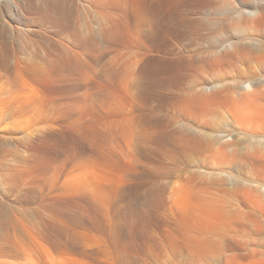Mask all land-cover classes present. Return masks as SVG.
<instances>
[{
	"label": "rangeland",
	"instance_id": "rangeland-1",
	"mask_svg": "<svg viewBox=\"0 0 264 264\" xmlns=\"http://www.w3.org/2000/svg\"><path fill=\"white\" fill-rule=\"evenodd\" d=\"M227 2L166 4L162 36L139 37L160 64L148 82L132 64L138 49L129 41L138 37H49L53 18L48 8L41 13L48 11L41 0L39 10L14 17L17 31L2 25L3 50L45 70L50 84L20 78V96L33 101L14 106L0 72V264H264V203L243 190L264 181V159L252 144L251 110L237 100L248 89L246 82L237 87L241 76L264 66V37H236L235 5ZM81 13L82 31L91 15ZM231 40L247 48L243 59L228 55L232 48L224 53ZM69 53L87 75L57 64ZM224 84L233 89L221 94L227 104L186 109L181 101Z\"/></svg>",
	"mask_w": 264,
	"mask_h": 264
},
{
	"label": "bare ground",
	"instance_id": "bare-ground-1",
	"mask_svg": "<svg viewBox=\"0 0 264 264\" xmlns=\"http://www.w3.org/2000/svg\"><path fill=\"white\" fill-rule=\"evenodd\" d=\"M43 2V5L46 6V10H51V13L52 14L50 16V20H52L53 18V23L52 25L54 26L53 27V30L50 31V33H48L49 37H161L162 36V33H163V27H164V22L165 21V6L166 4H178V1L179 0H41ZM234 1V0H233ZM232 0H228V2H232L228 5L232 6L235 5L234 7V12L235 15H232V16H235V18L231 17L233 20H236V27L239 28L237 30H239L238 33H236V37H254V36H262L264 37V0H237L236 4L235 2H233ZM37 0H0V33H2V25L5 24L6 26H9L11 27L14 31H17V25H15L14 23H16L14 17L17 16V15H22V16H26V9L30 8L33 10L35 9L37 6L36 4ZM227 2V3H228ZM40 3V2H39ZM46 4V5H45ZM168 7V6H167ZM231 7V8H232ZM48 8V9H47ZM30 9V10H31ZM37 10H39L38 8H36ZM42 9V7H41ZM29 10V9H28ZM29 10V11H30ZM46 11V13H43L42 11L44 10H40L42 14H48ZM172 10V9H171ZM174 10V8H173ZM83 12L84 13H89L91 15V20L88 16V19L89 21H87V18H86V21L84 23L83 19H80V21L82 20L83 21V29L82 31L80 30V28L78 27V21H79V14L81 15ZM175 12V11H174ZM34 13V12H32ZM31 14V11L30 13ZM28 14V15H29ZM173 15V14H172ZM21 16V17H22ZM33 16V15H31ZM48 16V15H47ZM83 16V15H82ZM82 16L80 18H82ZM84 16H86L84 14ZM38 17V16H37ZM42 17V16H41ZM40 18V17H39ZM44 18H45V15H44ZM48 18V17H47ZM46 18V19H47ZM26 19V18H25ZM170 19V18H169ZM29 20V19H27ZM33 20V19H32ZM41 20V19H40ZM43 20V19H42ZM35 21V20H34ZM48 21V19L46 20ZM81 21V22H82ZM49 22H52V21H49ZM49 22H48V25H49ZM42 23V22H40ZM234 23V22H233ZM37 24V23H36ZM39 24V22H38ZM47 25L48 29H49V26ZM51 26V24H50ZM52 27V26H51ZM20 29V27H19ZM34 29V28H33ZM46 29V30H48ZM45 30V29H44ZM50 30V29H49ZM26 31V30H25ZM28 31V29H27ZM225 31V30H224ZM46 32V31H44ZM44 32L42 31V33L44 34ZM48 32V31H47ZM17 33V32H15ZM39 33V32H38ZM41 33V32H40ZM82 33H84L82 35ZM253 33V34H252ZM30 34V33H29ZM46 35V34H45ZM47 35V37H48ZM1 36V35H0ZM30 37V36H29ZM231 37H234V35H231ZM130 38V40H131ZM77 39V38H76ZM116 39V38H115ZM75 40V39H74ZM82 40V39H81ZM112 40V38H111ZM117 40V39H116ZM116 40H114L113 38V41L115 42ZM120 40V39H119ZM117 40V41H119ZM128 40V39H127ZM134 41H136L137 39L136 38H133ZM133 40L129 41V43L131 42L132 46H134V48H137L138 51H136L135 55L133 54V52H131L133 54L134 59V62H132V64L134 63H137L134 65V68L135 66H140L141 67V70H142V74H143V78L145 79V81H147L146 79H149L150 78V75H154L155 73L159 72L158 70H156V68H159L160 64H158V62H155L154 59L155 57L152 56L151 54H148V50L145 48L147 47L145 45V43H143L142 47L140 46L142 43L140 40L142 39H139L137 40V44L136 42H134ZM144 40V39H143ZM89 41V40H88ZM93 41V40H92ZM116 41V42H117ZM140 41V42H139ZM232 41V40H231ZM246 41V40H245ZM97 42V40L95 41ZM99 42V41H98ZM119 42H122L121 40ZM118 42V44H119ZM126 42V41H125ZM123 42V44L125 43ZM134 42V43H132ZM139 42V43H138ZM232 42H235V41H232ZM248 42V41H247ZM113 43V42H111ZM127 43V42H126ZM244 43V42H243ZM246 43V42H245ZM98 44V43H97ZM96 44V45H97ZM101 44V42H100ZM109 44V43H108ZM130 44V45H131ZM241 44V43H240ZM249 44V43H248ZM255 44V43H254ZM79 45V42L78 44ZM88 45V44H87ZM110 45V44H109ZM108 45V47H109ZM113 45V44H111ZM117 45V44H116ZM122 45V44H121ZM128 45V43H127ZM127 46V47H130ZM230 47L227 48L225 45V52L226 53L228 49L232 48V52L229 53L228 55H232L234 54L235 56L238 55L242 57L243 59V54L246 52V47L243 45H239L238 42H235V43H231L229 44ZM246 45V44H245ZM249 45H252V44H249ZM248 45V46H249ZM83 46V45H82ZM93 46V45H91ZM102 46V45H101ZM114 46V45H113ZM119 46V45H118ZM125 46V45H123ZM145 46V48H143ZM255 46V45H253ZM258 46V45H257ZM5 47V46H4ZM46 47V46H45ZM69 47V46H67ZM72 47V46H71ZM80 47V45H79ZM94 47V46H93ZM105 47V46H104ZM107 47V46H106ZM87 48V47H86ZM100 48V47H99ZM110 48L112 49V47L110 46ZM250 48V47H248ZM43 49V48H42ZM48 49V48H46ZM72 49V48H71ZM91 49V48H90ZM89 49V50H90ZM128 49V48H127ZM223 49V48H222ZM8 50V49H7ZM68 50V49H67ZM73 50V49H72ZM76 50V49H75ZM88 50V49H87ZM97 50V49H96ZM120 50L119 49V52L120 53ZM123 50V48H122ZM125 50V49H124ZM123 50V51H124ZM145 50V51H144ZM45 51V50H43ZM91 51V50H90ZM101 51V49H100ZM217 51V50H215ZM214 50H212V52H210V55L214 52ZM231 51V50H230ZM248 51V50H247ZM10 52V51H9ZM49 51L45 52L46 54L45 55H50V52L48 53ZM76 52V51H74ZM85 52H87L85 50ZM95 52V51H94ZM122 52V51H121ZM125 52V51H124ZM13 53V52H12ZM10 53V54H12ZM48 53V54H47ZM81 53V52H80ZM83 53V52H82ZM98 53V52H96ZM95 53V54H96ZM126 53V52H125ZM128 53V52H127ZM223 53V52H222ZM228 53V52H227ZM8 51L7 53L5 52V50H3V45L0 44V72L2 73L3 72V75H5L4 77H6L9 82H10V90H11V102L12 104L15 106L19 101H23L22 103H27L29 104V101L32 102L33 100H27L25 97H22L20 96V92H19V85L20 83L18 82L19 79L21 78L23 81L27 80L28 78H35V79H39L41 78L42 81L44 82H49L48 79L49 77H44V71H37V70H32L34 69L33 67L31 69H29L30 67L29 66H25L27 65L25 63V65H22L16 57L15 55L14 56H11ZM52 54V53H51ZM68 54V53H67ZM71 54V53H69ZM78 54V52H77ZM106 54V53H105ZM130 54V53H129ZM128 54V55H129ZM264 54V52H263ZM13 55V54H12ZM66 55V54H64ZM81 55V54H80ZM79 55V57H80ZM83 55V54H82ZM85 55V54H84ZM90 55V54H88ZM120 55V54H119ZM123 55V54H122ZM121 55V56H122ZM128 56L127 54H124L123 56L125 57ZM213 55V54H212ZM227 55V56H228ZM34 56V55H33ZM57 56V54H56ZM86 56V55H85ZM96 56V55H95ZM104 56V54H103ZM120 56V57H121ZM130 56V55H129ZM131 55V57H133ZM215 56V55H214ZM247 56V55H245ZM256 56V54H255ZM51 57H54V55ZM51 57H49L52 60H54V58L52 59ZM107 57V56H106ZM118 57V56H116ZM115 57V58H116ZM130 57V58H131ZM212 57V56H211ZM254 57V56H252ZM126 58V57H125ZM160 58V57H159ZM217 58L218 59H223L224 58V55H221V52H216V57L215 59ZM233 58V57H231ZM246 58V57H245ZM255 58V57H254ZM258 58V57H257ZM264 58V56H263ZM86 59V58H85ZM183 59V57H182ZM228 59V58H227ZM251 59V58H250ZM259 59V58H258ZM112 60H116L117 59H112ZM133 60V58H132ZM158 60V59H157ZM233 60V59H232ZM235 60V59H234ZM237 60V59H236ZM82 60H80V58L78 57H73L72 54L69 56H64L63 58H60L58 59L57 61V64H61L63 66H67L69 68H73L75 70H77V72L79 71L80 73L79 74H82L84 72V66H83V61L81 62ZM126 61V60H125ZM172 61V60H171ZM175 61V60H173ZM208 61V60H207ZM210 61V60H209ZM208 61V62H209ZM86 62V61H85ZM88 62V61H87ZM93 62V61H91ZM98 62V61H97ZM129 62V60H128ZM127 62V63H128ZM225 62V60H224ZM229 62V61H228ZM234 62V61H233ZM23 63V62H22ZM192 63V62H191ZM221 63V62H219ZM24 64V63H23ZM112 64V63H111ZM114 64V62H113ZM129 64V63H128ZM183 64V63H182ZM217 64V62H216ZM188 65V64H187ZM209 65V64H208ZM214 65V64H213ZM58 66V65H57ZM131 66V65H129ZM164 66V65H163ZM29 67V68H28ZM90 67V66H89ZM93 67V66H91ZM125 67V66H124ZM133 67V65H132ZM166 67V66H165ZM164 67V69H165ZM179 67V66H178ZM183 67V65L181 66ZM180 67V68H181ZM64 68V67H63ZM103 68V67H102ZM127 68V67H126ZM163 68V67H162ZM168 68V67H166ZM170 68H172L171 70H174L176 69L174 67L173 69V66L169 67V71H170ZM179 68V69H180ZM205 68V67H204ZM212 68V67H211ZM217 68V67H216ZM58 69V68H57ZM65 69V68H64ZM64 69H61V71L64 72ZM91 69V68H89ZM98 69V68H97ZM129 69V68H128ZM137 69V68H136ZM163 69V70H164ZM206 69V68H205ZM214 69V67L212 68ZM70 70V69H68ZM87 70V69H86ZM96 70V69H95ZM125 70V69H124ZM130 70H131V67H130ZM140 70V71H141ZM160 70V69H159ZM167 70V69H165ZM164 70V71H165ZM181 70V69H180ZM58 71V70H57ZM60 71V72H61ZM74 71V70H73ZM97 71V70H96ZM107 71V70H106ZM105 71V72H106ZM119 71V70H118ZM121 71V70H120ZM119 71V72H120ZM131 71H134L133 68ZM130 71V72H131ZM140 71H138L140 73ZM157 71V72H156ZM188 71V69H187ZM259 70H257L256 72L253 71V73H249V72H246V74L243 76H241V81L239 84H237L239 81L238 80H235L236 84L238 85L237 87L239 88V85L241 84V82H246L248 84V89L246 90H242L240 92H238V96H237V100L240 101L241 103L245 104L246 107H248L252 113V118H253V126H256L255 128H253V131H252V138H253V142L252 144L254 146H256L258 149H257V156H260L262 159H264V66L263 68L260 70V72H258ZM43 72V74H42ZM95 72V71H94ZM114 72V71H113ZM137 72V70L135 71ZM134 72V73H135ZM137 72V73H138ZM180 72V71H179ZM85 73V72H84ZM88 73H89V70H88ZM108 73V72H107ZM122 75L123 73L120 72ZM128 73V72H127ZM46 74V73H45ZM60 74V73H59ZM86 74V73H85ZM90 74V73H89ZM112 74V73H111ZM118 74V73H117ZM124 74H126V71L124 72ZM170 73H168L169 75ZM184 74V73H183ZM87 75V74H86ZM106 75V74H105ZM109 75V74H107ZM115 75V74H114ZM121 75V76H122ZM135 75V74H134ZM141 75V74H140ZM179 76L181 74H178ZM27 78H26V77ZM60 76V75H59ZM62 76V74H61ZM76 76L75 73L72 77ZM77 76H79L77 74ZM81 76V75H80ZM98 76V75H97ZM138 76V75H137ZM178 76V78H180ZM22 77H25V80L24 78ZM85 77V75L83 76ZM91 77V76H90ZM93 77V76H92ZM108 77V76H106ZM106 77L104 79H106ZM112 77V76H111ZM111 77H109L111 79ZM114 77V76H113ZM139 77V76H138ZM177 77V76H176ZM183 77V76H182ZM62 78V77H61ZM71 78V77H70ZM82 78V77H81ZM136 78V77H135ZM20 79V82L23 83V81H21ZM64 79V77L62 78ZM74 79V78H73ZM84 79H87L84 78ZM124 79V78H123ZM137 79V78H136ZM152 79H155L152 77ZM151 79V80H152ZM160 79V78H159ZM175 79V78H174ZM52 81V79H50ZM59 79H57L58 81ZM75 80L76 77H75ZM79 80H82L79 78ZM97 80V79H96ZM107 80V79H106ZM116 80V79H115ZM118 80V79H117ZM128 80H129V76H128ZM161 80V79H160ZM170 80H173L170 79ZM34 81V80H33ZM74 81V80H73ZM84 80H82L83 82ZM87 81V80H86ZM120 81V80H119ZM130 81V80H129ZM136 81V80H135ZM143 81V80H142ZM176 81V80H175ZM27 82V81H25ZM61 82H63L61 80ZM76 82V81H75ZM81 82V81H80ZM81 82V83H82ZM85 82V81H84ZM106 82V81H105ZM124 82V80H123ZM137 82V81H136ZM138 82H141L138 81ZM144 82V81H143ZM148 82V81H147ZM146 82V83H147ZM169 82V81H167ZM172 82V81H171ZM19 83V84H18ZM54 83V82H53ZM86 83V82H85ZM108 83V82H107ZM127 83V82H126ZM142 83V82H141ZM140 83V85H141ZM146 83H143V84H146ZM231 83V82H230ZM25 84V83H24ZM50 84V82H49ZM55 84V83H54ZM78 84V83H77ZM100 84V83H98ZM113 84V83H112ZM119 84V83H118ZM138 84V83H137ZM148 84V83H147ZM226 84V83H225ZM224 84V87L227 86ZM72 85V84H71ZM85 85V84H84ZM135 85V84H134ZM230 85V84H229ZM77 86V85H76ZM75 86V87H76ZM83 86V85H82ZM80 85V88L82 87ZM90 86V85H89ZM94 86V85H93ZM97 86V85H96ZM147 86V85H146ZM223 86V85H222ZM220 86V87H222ZM231 86V85H230ZM65 87V86H64ZM79 87V85H78ZM92 87V86H91ZM108 87V86H106ZM132 87V85H131ZM138 87V86H137ZM145 87V86H144ZM77 88V87H76ZM83 88V87H82ZM90 88V87H88ZM94 88V87H93ZM96 88V87H95ZM98 88V87H97ZM105 88V87H104ZM103 88V89H104ZM121 88V87H120ZM213 88V87H212ZM211 88V89H212ZM230 88V87H229ZM236 88V87H234ZM237 88V89H238ZM72 89V88H71ZM74 89V88H73ZM79 89V88H78ZM99 89V88H98ZM96 89V90H98ZM108 89V88H107ZM110 89V88H109ZM112 89V88H111ZM110 89V90H111ZM124 89V88H123ZM227 88H225V90H227ZM232 87L230 88V90L228 89V91H225V90H220V91H211V92H207L208 91V87L207 86H203L200 90L196 91L192 96H190L189 98L186 97L185 100H182V103L184 104V107L187 109L188 107H192L193 105H196V104H199V105H207L208 104H211L212 106L213 105H219L220 103H224V104H227L225 103L224 99L222 98V93H224L225 95V92H233L232 90ZM82 90V89H81ZM95 90V89H94ZM113 90H116V89H113ZM77 91V90H76ZM88 91V90H87ZM108 91V90H107ZM112 91V90H111ZM125 91V90H124ZM145 91V90H144ZM143 91V92H144ZM73 92V90H72ZM70 92L72 94V97H73V93ZM230 92V93H231ZM65 93V92H64ZM78 95H80V91L77 92ZM89 93V91H88ZM86 93L85 91V94L83 93L84 95V98L86 99L85 95L88 94ZM93 93V91H92ZM96 93V92H95ZM236 93V91H235ZM62 94V93H61ZM82 94V93H81ZM59 95V94H58ZM76 95V94H75ZM74 95V96H75ZM77 95V96H78ZM82 95V97H83ZM89 95V94H88ZM93 95V94H92ZM90 95V96H92ZM116 95V94H115ZM230 95V94H229ZM233 95V94H232ZM54 96V95H53ZM81 96V95H80ZM119 96V95H118ZM142 96V95H141ZM226 96V95H225ZM235 96V95H234ZM233 96V97H234ZM35 97V96H34ZM52 97V96H51ZM55 97V96H54ZM88 97V96H87ZM113 97V96H111ZM117 97V96H116ZM228 97V96H227ZM230 97V96H229ZM36 98V97H35ZM59 98V97H58ZM56 98V99H58ZM61 98V97H60ZM80 98V97H78ZM37 99V98H36ZM53 99V98H52ZM83 99V98H81ZM114 99L115 96H114ZM235 99V98H234ZM55 100V99H53ZM73 100H79L77 98H74ZM89 100V98H88ZM87 100V101H88ZM48 101V100H47ZM56 101V100H55ZM58 101V100H57ZM60 101V100H59ZM67 101V100H66ZM82 101V100H81ZM50 102V101H49ZM75 101H73V105L76 104L74 103ZM84 104L88 105L87 102L85 103V100H83ZM82 102V103H83ZM180 102V101H179ZM178 102V103H179ZM63 103V102H62ZM79 103V101H78ZM91 103V102H90ZM181 103V102H180ZM238 103V102H237ZM33 104V103H32ZM64 104V103H63ZM67 104V103H66ZM223 104V105H224ZM79 105V104H76V106ZM14 106L12 108H14ZM76 106H74L76 108ZM101 106V105H100ZM206 106V107H207ZM214 106V107H215ZM221 106V105H220ZM227 106V105H226ZM231 106V105H230ZM229 106V107H230ZM233 106V104H232ZM231 106V107H232ZM73 107V106H72ZM89 107V106H88ZM195 107V106H194ZM198 107V106H197ZM196 107V108H197ZM202 107V106H201ZM209 107V106H208ZM219 107V106H218ZM11 108V109H12ZM221 108V107H220ZM106 109V108H105ZM191 109V108H189ZM195 109V108H194ZM203 110V109H202ZM206 110V109H205ZM106 111V110H105ZM188 111V110H187ZM104 112V111H103ZM189 112V111H188ZM199 112V111H198ZM215 112V111H213ZM192 113V112H191ZM208 113V112H207ZM205 113V114H207ZM102 114V113H101ZM103 115V114H102ZM113 117V116H112ZM121 117V116H120ZM125 118V117H124ZM133 118V117H132ZM135 118V117H134ZM115 119V118H114ZM117 119V118H116ZM115 119V120H116ZM123 119V117H122ZM127 119V118H126ZM121 122V120H119ZM102 123V122H101ZM110 123V122H108ZM107 123V124H108ZM116 123H117V120H116ZM116 123H112V124H116ZM128 123V122H127ZM153 124V123H152ZM100 125V124H99ZM105 125V124H104ZM110 125V124H109ZM113 125V126H114ZM54 126V124H53ZM56 126V124H55ZM121 126V125H120ZM103 127V126H102ZM118 127V126H117ZM122 127V126H121ZM52 128V127H51ZM98 129L100 127H97ZM96 128V130L98 131V129ZM186 128V127H185ZM50 129V128H49ZM55 129V128H54ZM110 129V128H109ZM119 129V128H118ZM121 129V128H120ZM156 129V128H155ZM96 130H94V132H97ZM100 130V133H101V130L102 128L99 129ZM104 130L106 131L107 129L104 128ZM111 130V129H110ZM39 131V130H37ZM91 131V130H90ZM88 131V132H90ZM108 131V130H107ZM106 131V133H107ZM118 131V130H117ZM121 131V130H119ZM51 132V131H50ZM85 132V131H84ZM126 132V131H125ZM52 133V132H51ZM113 133V132H112ZM154 133V131H153ZM186 133V132H185ZM92 134V133H91ZM94 134V133H93ZM92 134V135H93ZM105 134V133H104ZM122 134V132H121ZM95 135V134H94ZM125 134L123 133V136ZM200 135V134H199ZM99 136V134H98ZM96 135V137H98ZM104 136V135H103ZM115 136V135H114ZM113 136V137H114ZM185 137V135H182V137ZM195 136V135H194ZM193 136V137H194ZM95 137V136H94ZM100 137V136H99ZM112 137V136H111ZM112 137V138H113ZM183 137V138H184ZM187 138L185 139H188V141L190 142H196L194 140L196 139H193L191 138L193 141L190 140V138H188V136H186ZM190 137V136H189ZM104 138V137H103ZM109 138V137H108ZM118 138V137H117ZM116 138V139H117ZM124 138V137H123ZM126 138V137H125ZM197 138V137H196ZM250 137H248L249 139ZM251 138V140H252ZM3 139V138H2ZM101 139V138H100ZM148 139V138H147ZM199 138H197V142L200 141V139L198 140ZM5 140V139H4ZM112 140V139H111ZM115 140V139H113ZM153 140V139H152ZM28 140H26V143H27ZM146 141V139H145ZM15 142V141H14ZM82 142V141H81ZM156 142V141H155ZM196 142V143H197ZM195 143V145H197ZM200 143V142H199ZM250 143V142H249ZM2 144V143H1ZM30 144V141L28 143V145ZM157 144V143H156ZM23 145H25V143L23 142ZM27 145V144H26ZM84 145V144H83ZM248 145V148H249V144ZM30 146V145H29ZM85 146V145H84ZM6 147V146H4ZM20 147V146H19ZM229 147V144H224L223 148L226 149ZM251 147V146H250ZM256 147L254 149H256ZM12 148V147H11ZM10 148V149H11ZM86 148V147H84ZM3 149V147H2ZM6 149V148H5ZM1 150V148H0ZM9 150V149H8ZM3 151V150H2ZM22 153V152H21ZM17 154V153H16ZM66 154V153H65ZM23 156V154H22ZM26 156V155H25ZM10 166V165H9ZM29 166V165H28ZM27 166V167H28ZM14 167V166H13ZM11 168V167H10ZM13 169V168H12ZM24 169V168H23ZM10 170V169H9ZM14 170V169H13ZM22 172V171H21ZM247 185V184H246ZM249 185V184H248ZM253 185V184H252ZM28 186V185H27ZM264 181L261 182V185L259 184H256L254 186H247V187H244L243 190L248 193V194H245L247 197H251V198H254V199H257L260 203H264ZM157 189V188H155ZM163 189V188H162ZM89 190H87L88 192ZM85 194H86V191H84ZM152 192V191H151ZM162 192V191H161ZM89 193V192H88ZM160 193V192H159ZM155 194V193H154ZM88 195V194H86ZM151 195V194H150ZM249 195V196H248ZM152 198V197H151ZM154 198V196H153ZM163 199V193H161L159 196H158V201H162ZM151 201V200H150ZM164 203V202H163ZM160 204V203H159ZM261 208V207H260ZM263 209V208H262ZM264 210V209H263ZM22 256V255H21Z\"/></svg>",
	"mask_w": 264,
	"mask_h": 264
}]
</instances>
